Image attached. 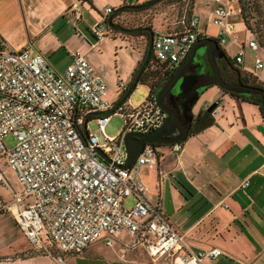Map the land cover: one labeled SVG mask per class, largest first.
<instances>
[{
    "label": "built area",
    "instance_id": "2783aa9c",
    "mask_svg": "<svg viewBox=\"0 0 264 264\" xmlns=\"http://www.w3.org/2000/svg\"><path fill=\"white\" fill-rule=\"evenodd\" d=\"M211 19L199 29V18L191 12L181 19V27L171 31L153 29L150 52L156 63L170 72L186 56L196 36L213 37L223 49L236 40L232 34L238 13L236 0H212ZM71 3L73 21L80 14ZM111 10L105 6L89 32L98 40L112 31L106 23ZM208 24L215 27L208 29ZM260 48L254 36L241 43L233 62L242 60V48ZM255 68L261 58L253 57ZM264 85V76L260 79ZM124 87V83L118 82ZM106 85L91 64L78 51L61 71L53 69L45 57L28 47L12 48L0 38V211L7 210L28 244L29 253H40L64 264L63 253H76L89 243L124 232L119 249L142 248L152 264H205L222 251L216 246L190 249L167 219L161 200L151 201L140 177L142 167L157 163L155 146L145 143L128 166H123V135L145 132L159 126L165 112L157 104L155 92L137 105L115 103L104 96ZM122 118L115 134L104 126L111 114ZM93 121L97 131L88 127ZM10 134L13 144L3 138ZM178 153L181 141L169 143ZM100 150L102 155L97 153ZM10 173L12 186L6 173ZM163 173H159L161 182ZM247 180L240 185L244 186ZM131 194L129 207L122 199ZM57 251V252H56Z\"/></svg>",
    "mask_w": 264,
    "mask_h": 264
},
{
    "label": "crops",
    "instance_id": "0c3cea01",
    "mask_svg": "<svg viewBox=\"0 0 264 264\" xmlns=\"http://www.w3.org/2000/svg\"><path fill=\"white\" fill-rule=\"evenodd\" d=\"M142 1L0 0V38L12 48L25 46L40 52L57 71L70 62L71 52L83 53L105 82L106 99L116 102L131 81L143 51L132 43L133 37L120 30L112 28L95 40L89 27L105 6L111 13L120 5ZM71 3L79 10L77 24L69 21ZM208 29L214 31L215 27L208 24ZM245 47L241 62L233 65L261 83L264 49L260 48L263 55L259 56L262 66L255 68L254 63L251 67L245 64ZM236 50L230 55L232 59ZM203 109L211 112L212 121L179 140L182 147L177 154L169 143H154L157 163L140 171L146 196L151 201L160 199L163 205L164 186L168 185L171 204L170 211L165 210L166 217L183 234L184 243L193 250L216 246L222 251L206 258L205 264H264V117L260 103L258 106L210 84L201 88L192 103V117ZM165 156L170 157L165 160ZM149 170L155 177L152 192L143 178ZM159 173H163L161 182ZM245 179L247 183L241 186ZM4 217L12 232L2 238L0 228V264H59L43 254L16 256L28 244L12 216L0 212V221ZM124 240V232L116 233L110 245L97 239L79 252L63 253L64 264H152L140 247L121 252Z\"/></svg>",
    "mask_w": 264,
    "mask_h": 264
},
{
    "label": "water",
    "instance_id": "95a60500",
    "mask_svg": "<svg viewBox=\"0 0 264 264\" xmlns=\"http://www.w3.org/2000/svg\"><path fill=\"white\" fill-rule=\"evenodd\" d=\"M157 0H144L140 3L126 4L131 7H140ZM125 6V5H123ZM122 5L117 7L113 12L106 15V23L113 29H118L120 31H135L145 29L148 33V44L144 54L143 59L135 73L134 78L129 83L125 93L135 84L139 73L141 72L143 66L145 65L151 47V36L152 29L149 27H135V28H125L119 26L113 21L112 15L115 11L120 9ZM206 43L205 57L210 66V71H202L199 73V81L195 84L194 78L184 80L181 71L186 66L187 63H191L195 54V50ZM226 55L222 51L221 47L218 45L217 41L210 36H203L198 41L193 42L190 46L186 56L178 63L174 71L169 75L164 82L158 86L157 91H155V99L157 104L164 110L165 117L162 123L145 132L133 131L127 132L123 135V145L125 150V159L123 166H128L130 162L134 160L136 155L140 152L141 148L145 143H170L172 141L183 140L188 133V125L192 119V113L190 111L191 105L198 96L197 88H202L208 83L216 84L221 89L234 91L238 93H253L257 94L260 98V111L264 117V87L250 85L243 83L241 81H226L224 80L219 71L216 58H225ZM194 77V75H193ZM178 85V91L173 93L170 91L171 87L180 79ZM192 80V81H191ZM196 87L191 95L183 97L188 92L190 86ZM195 85V86H194ZM122 99H119L115 103H120ZM97 153L102 155L100 150ZM170 193L168 185L165 183L163 191V207L166 211H170Z\"/></svg>",
    "mask_w": 264,
    "mask_h": 264
},
{
    "label": "rangeland",
    "instance_id": "374dc122",
    "mask_svg": "<svg viewBox=\"0 0 264 264\" xmlns=\"http://www.w3.org/2000/svg\"><path fill=\"white\" fill-rule=\"evenodd\" d=\"M212 7H213L212 0H157L155 2L150 3L148 7L142 9L133 10V11L131 10L120 11L118 14L114 16L113 19L119 26L125 28L149 27L152 30L153 29L170 30L177 27H181L180 20L182 18L185 19L186 16H188L191 12H193L199 18L197 26L199 28H203L206 21L211 19ZM84 17H87V15L85 14ZM230 19L234 22V29L232 31V34L236 36V40H234L233 42H227L225 45H223V48L226 55L231 59L230 55H232L233 51L237 49V47H239L241 43L245 44L247 39L249 37H252V34L248 30H246V28L244 27L241 21V17L238 13L232 15ZM254 19L255 17L250 19L252 26H254L253 23ZM71 20L72 19H70L69 21L73 22V24L74 23L77 24V22ZM122 32L119 33L133 37L135 41H133L132 43L139 46L142 49V51L147 47L148 42L146 35L142 34L140 37V34L138 33L139 31H136L134 33L126 32V31L125 32L122 31ZM145 33L148 34L147 31ZM253 36L255 35L253 34ZM233 46H235L234 49ZM244 51L246 55L245 64H247V66L249 67L252 66L254 53L257 54L258 56L263 55V52L260 48L254 51V50H249L248 47H245ZM202 62L206 71L209 72L210 66L206 60V57ZM225 66L223 70L225 77L232 79L235 74L234 70H232L228 65L226 67ZM178 85H179V80L174 84L173 89H178ZM157 89L158 87L155 89V91H157ZM147 94H148L147 84L142 82H137L129 92L125 102L128 103L129 105H137L144 100ZM121 125H122L121 116L116 113L111 114L107 123L104 126V132L109 135L115 134L120 129ZM88 127L92 131H97L96 125L94 124L93 121L88 122ZM3 141L5 145L8 147L13 144L14 140L13 137L10 134H8L4 136ZM169 157L170 156L167 157L165 156V160L168 159ZM5 173L9 179L10 184L12 186H15L16 184L13 176L10 173L7 172ZM143 178H145L148 181L149 184L148 190L149 192H152L154 190L153 185L155 181L154 173L152 174L149 170V172L145 174ZM0 193L2 194V198L5 201H9V195L2 187H0ZM133 200L134 198L131 194L126 195L122 199L123 207H129L132 204ZM0 212L9 213L11 215V213L7 210H3ZM0 228L2 229V238L8 237L6 236L8 234L9 236L11 235L12 228L10 226V222L8 221L7 217L2 218V220L0 221ZM27 250L28 247H26L20 253H16V256L34 254V253H29Z\"/></svg>",
    "mask_w": 264,
    "mask_h": 264
},
{
    "label": "trees",
    "instance_id": "16d2710c",
    "mask_svg": "<svg viewBox=\"0 0 264 264\" xmlns=\"http://www.w3.org/2000/svg\"><path fill=\"white\" fill-rule=\"evenodd\" d=\"M236 3L238 6V9H239L238 14L241 17V21H242L244 27L246 28V30H248L252 34V36H253V34L255 35L254 37L257 40L260 48L264 49V0H236ZM124 5L125 6L122 5V7L120 9H118L117 11H115L113 13L112 19L120 11H127V10L133 11V10H138V9H142V8L149 6V4L144 5V6H140V7H131V6L126 5V4H124ZM254 17H255V19L253 20L254 26H252L250 19L254 18ZM171 30H173V29L166 30V31H171ZM136 31H139L138 33L140 35H142V34L146 35L147 36V42H148V34L145 33L146 31L135 30V31H129V32L134 33ZM146 48L143 50L142 57L139 60V62L137 63V66L135 67L134 71L132 72L131 81L134 78L135 73H136V71L140 65V62L144 57ZM222 51L224 52L223 49H222ZM224 54H225V52H224ZM225 59H227L226 61H227L228 66L232 70H234L235 75L232 79L222 77L224 80H226V81H241V82L246 83V84L264 87V85L262 83H260L255 78V76L253 74H251L249 72L242 71L237 66L233 65V59L232 58L230 59L226 55ZM153 61H154L153 55L150 52L145 65L143 66L141 72L139 73V75L137 77L135 84L137 82L146 83L148 86V90H153L155 92V89L164 82V79L167 76L168 72L164 68L163 63H156L154 67H150V64L153 63ZM135 84L125 93L128 85H129L128 84L126 86V88L121 92L120 97H119V99H122L121 102H124L126 100L129 92L135 86ZM210 84H212V83H208L205 86H208ZM205 86H203V87H205ZM200 90H201V88H200ZM222 90L224 92H228V93L237 95L238 97H241L242 99L247 100L249 102L256 103L259 106L260 98L258 95H252L253 93H238V92L224 90V89H222ZM251 97H253V98H251ZM211 121H212V117H211V112L209 110H206V109L199 110L194 115V117H192V119H191L190 127L188 129V133H191L196 129H200V128L206 126ZM151 145L156 146V144H154V143H151Z\"/></svg>",
    "mask_w": 264,
    "mask_h": 264
},
{
    "label": "flooded vegetation",
    "instance_id": "af4514ba",
    "mask_svg": "<svg viewBox=\"0 0 264 264\" xmlns=\"http://www.w3.org/2000/svg\"><path fill=\"white\" fill-rule=\"evenodd\" d=\"M142 31H145V30H142ZM202 37L203 36H196L193 42L198 41ZM205 47H206V43L204 45L198 47L195 50V54H194L192 62L191 63H187L186 66L182 69L181 74H182V77L184 78V80L190 79L191 76H192V78H194V83L193 84H195L200 79L198 74L201 73L202 71H206L205 67L203 66V62H202L204 60V58H205V51H204ZM226 60L227 59H225V58H216V62L218 61L217 64H218V67H219L220 75L223 78H226L225 75H224V72H223L224 66L228 65ZM174 69H175V67L170 72H168V74L165 77V79H167L169 77V75L174 71ZM193 75H194V77H193ZM178 80L180 82L181 78L178 79ZM173 86L171 87L170 91L173 92V93H176L178 91V89H173ZM189 88L190 89L188 90V92L185 93L186 95H184L183 97H187L188 95H191L192 92L194 91V89H196V87H193L192 85ZM197 91L199 92L200 88H197ZM189 127H190V124L188 125V129H189Z\"/></svg>",
    "mask_w": 264,
    "mask_h": 264
}]
</instances>
